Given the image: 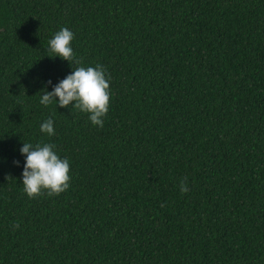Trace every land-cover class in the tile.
I'll return each instance as SVG.
<instances>
[{"label": "trees", "instance_id": "trees-1", "mask_svg": "<svg viewBox=\"0 0 264 264\" xmlns=\"http://www.w3.org/2000/svg\"><path fill=\"white\" fill-rule=\"evenodd\" d=\"M63 27L107 70L103 128L40 103ZM24 142L65 192L28 198ZM0 264H264V0H0Z\"/></svg>", "mask_w": 264, "mask_h": 264}, {"label": "clouds", "instance_id": "clouds-1", "mask_svg": "<svg viewBox=\"0 0 264 264\" xmlns=\"http://www.w3.org/2000/svg\"><path fill=\"white\" fill-rule=\"evenodd\" d=\"M73 39L74 33L69 28H61L48 41V56L53 58L59 56L69 61L72 67L73 63L81 64L71 47ZM106 72L107 70L99 64L95 67H75L72 73L53 86L52 91L43 92L40 103L44 106L53 102L60 107L72 106L88 113L89 120L94 126L103 128V118L109 111L110 101V81L106 77ZM40 131L49 136L55 134L54 121L51 117L41 123ZM54 149L55 145L51 143L33 146L24 142L21 147L20 152L25 156L22 173L23 191L28 198L35 199L45 191L48 196H59L70 187L69 160L60 158ZM16 163L19 164V161ZM180 191L182 194L189 191L187 178L181 179ZM14 227L19 228V223Z\"/></svg>", "mask_w": 264, "mask_h": 264}]
</instances>
